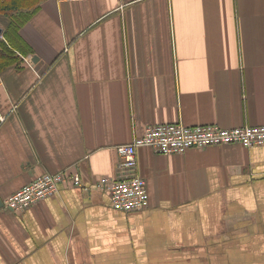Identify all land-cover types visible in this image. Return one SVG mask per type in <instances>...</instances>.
<instances>
[{
  "label": "crops",
  "instance_id": "obj_1",
  "mask_svg": "<svg viewBox=\"0 0 264 264\" xmlns=\"http://www.w3.org/2000/svg\"><path fill=\"white\" fill-rule=\"evenodd\" d=\"M0 27L22 59L0 72V264H264V145L138 147L140 210L98 185L147 124H264V0H41Z\"/></svg>",
  "mask_w": 264,
  "mask_h": 264
},
{
  "label": "built area",
  "instance_id": "obj_2",
  "mask_svg": "<svg viewBox=\"0 0 264 264\" xmlns=\"http://www.w3.org/2000/svg\"><path fill=\"white\" fill-rule=\"evenodd\" d=\"M1 29V27H0ZM0 37H2L0 33ZM240 144L252 147L264 145V124L243 125L230 128L217 124L186 125L182 122H160L147 124L142 135L117 146L119 161L117 176H103L98 185L105 189L113 207L119 210H140L148 206L149 195L146 180L136 172L137 148L151 147L160 153H181L190 147L204 148L209 145ZM66 173L43 172L33 178L6 199L5 207L11 210H24L44 197L54 193L66 179ZM72 185L83 187L76 176L70 178Z\"/></svg>",
  "mask_w": 264,
  "mask_h": 264
},
{
  "label": "trees",
  "instance_id": "obj_3",
  "mask_svg": "<svg viewBox=\"0 0 264 264\" xmlns=\"http://www.w3.org/2000/svg\"><path fill=\"white\" fill-rule=\"evenodd\" d=\"M40 1L41 0H0V13L9 16L16 27H19L30 17L32 12L35 11ZM8 33H10V31H8L7 28L3 32V35H7ZM12 47L13 46L6 36L5 38L0 37V72L11 65H16L18 67L22 66L21 56Z\"/></svg>",
  "mask_w": 264,
  "mask_h": 264
},
{
  "label": "water",
  "instance_id": "obj_4",
  "mask_svg": "<svg viewBox=\"0 0 264 264\" xmlns=\"http://www.w3.org/2000/svg\"><path fill=\"white\" fill-rule=\"evenodd\" d=\"M0 31H1V29H0ZM32 60H33V61H36V60H37V56L34 55V56L32 57Z\"/></svg>",
  "mask_w": 264,
  "mask_h": 264
}]
</instances>
